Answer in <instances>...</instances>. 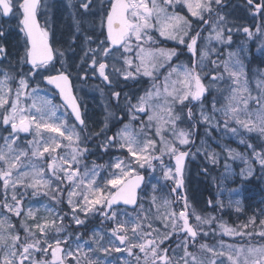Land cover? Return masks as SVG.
I'll return each instance as SVG.
<instances>
[{
    "label": "snow or ice",
    "instance_id": "obj_1",
    "mask_svg": "<svg viewBox=\"0 0 264 264\" xmlns=\"http://www.w3.org/2000/svg\"><path fill=\"white\" fill-rule=\"evenodd\" d=\"M41 0H0V14L3 16H9L15 8L19 9L21 15L20 24L21 30L26 33L27 47L24 56L21 58V62L29 63L33 71L46 66L53 60V49L48 43V32L41 28L37 22V10L40 6ZM111 7L106 9V17L102 18V27L106 22L107 35L105 40H101L96 49H89L91 52L92 61L91 64L95 69L97 64L96 53L102 51L101 62H99L98 72L99 76L103 78L105 82L111 85V80L108 74H106L107 64L104 62L112 53H119L123 57L124 66L122 69H118L113 65V71L122 75L125 79L133 78L134 75L140 74L143 69L145 76L154 77L153 73L158 70L159 67H163V64H157L155 62L148 66V61H155L157 58H163L164 61L171 60L176 55L175 50L155 49L147 53V57L144 55L145 48L144 43L152 42L153 37L149 34L151 31H157L161 37L178 41L180 44H186L189 52L195 57L198 51V39L200 32L197 31L195 35H191L192 20L196 18L202 25H211L209 35L205 38L208 42L204 48L199 50V62L193 59L192 67L189 68L186 65L173 67L168 75L165 77L163 87L159 84H154L144 95L137 99L136 104H132L131 100L126 102L129 114L131 118L137 119L139 114L143 113L147 115L148 125L151 126L153 121H156V135L161 137L160 143L163 147L160 149L161 155H152L150 152H154L156 148V141L148 138L143 146L137 139V136L133 134L129 125H124L119 129L114 137H108L106 144L118 143L121 149H127V152L131 158H134L135 164H126L124 160L119 157L116 158V163L112 165L117 171L110 173L109 179H107L104 185L100 186L96 180L97 168L93 166L92 169L85 167L83 173L79 171L80 157L86 149H80L78 142L80 141V134L75 131L76 125L69 127L63 119L57 115V107L54 106L50 100L37 97L35 95V89L31 93H25L22 91L28 87V81L24 75H21L18 86L15 90V98L11 97V89L9 88L10 77L5 73L3 78H0V109H4L2 115V122L4 125H11L12 132L9 136L4 137L5 144L0 146V181L3 182V188L5 192V200L0 202V207L7 209L9 213L15 214L17 217L24 216L25 219L31 217L36 218V211L29 208L27 212H24L21 201L26 195L27 190L32 189V195L36 196L43 192L45 195L51 194L53 200L58 201L57 193L62 189L59 187L65 181L71 185L68 192V203L72 207L73 219L77 225L83 224V221L78 219L75 215L77 210L84 212L86 215L100 212L101 215L107 217V212L111 211L113 205L118 201H123L125 205H134L137 202V189L140 187L143 177L138 175L135 171V165L143 168L145 165L153 167L155 160H162L163 154L167 153L172 155L176 161L175 174L171 169L164 171V177L166 179H173L182 175L183 162L187 153L180 151L175 145V141L169 142L165 140L162 135V128L166 124L172 125L173 136L178 139L179 145H188L190 132L180 130L176 131V122L181 119V116L175 112V106L177 104L183 106L185 103L192 104L193 102H201L202 97L213 87L215 81L224 79L223 75L216 74L212 76V82L209 85H205L202 81L204 77L197 71V68H203L202 61L211 55V52H215V49L209 51L210 42L215 40L220 43H225L224 30L222 25L225 22L224 16L217 17L216 21L211 19H204V15L207 13L211 16L214 11L212 5H220L221 0H109ZM248 5H253V0H247ZM179 4L187 9L189 16L180 15L175 12V6ZM82 7L87 10L91 7L90 3H83ZM169 8H173L172 12H169ZM254 11H264V5L255 4ZM249 37L253 33L245 27L243 29ZM257 31H260L259 27ZM231 30H229V33ZM191 36V39H186ZM135 39V49L137 50L136 59L139 60V64H134V60L129 57V54L134 50L132 40ZM88 42H92L91 37H87ZM231 41V35L228 36V42ZM107 44V47L104 45ZM123 49V52L120 50ZM5 49L0 46V54H3ZM61 55H63L61 53ZM87 55V53H86ZM235 53H229L228 59L223 62L213 60L214 67H218L220 63L223 64L224 72L228 75V78L232 81L231 93L225 97L226 103L221 107H216V101L212 104V113L222 111L225 116V128L228 126V122L234 120L235 123L247 130L248 132H259L261 136H264V96L253 98L247 88V80L243 79L244 71L243 66L239 60H233ZM135 68V73L130 69ZM46 70V69H45ZM173 75L176 79H172ZM50 85H55L60 91V95L64 101V104L71 108L72 114L75 116V120L79 122L80 126L84 125V120L81 118V113L78 110L75 97L72 95L71 88L69 86L68 76L63 72H59L57 75H49L44 77ZM260 82H258V87ZM27 95L32 98L30 105L22 106L21 100ZM117 102L120 99L119 92H113L112 94ZM250 99H256L260 107L253 113L248 111V102ZM10 104V108L8 105ZM244 114L245 118L241 119V115ZM188 119L194 118L191 107L188 109ZM200 115L206 123H210L214 116L208 115L203 106L201 107ZM255 115V120H253ZM57 121H59L57 123ZM144 123L141 122V131H143ZM34 131L37 137H41L39 140L28 141L31 147V156L25 149H18L16 145V137L18 133H30ZM233 133L237 132V128L231 130ZM44 133L48 134V139H44ZM52 134H58L52 135ZM67 141V143H63ZM74 143L77 146H73ZM241 143H244L242 140ZM41 145L43 147L41 148ZM64 148L65 154L59 155L57 149ZM248 148L252 149V158L257 162L262 169H264V148L259 151L256 150L255 145L248 144ZM230 157H239L244 159L239 153H235L232 149H226ZM50 157V161L47 163V169L37 165L33 161L34 159H44ZM209 158L212 163L217 162V154L210 153ZM28 160L30 163L25 164L24 161ZM245 163H249V159H245ZM22 168H28L30 170L23 171ZM227 169V165H225ZM249 175H251V168L248 169ZM50 173L55 178L57 188H52L53 180L45 178ZM22 186L25 192L20 193L17 197L16 187ZM177 187L173 189V192L183 187V180L176 179ZM110 186V187H109ZM12 188L11 202L7 199L8 189ZM82 197V199H81ZM184 199V208L179 212L170 213L163 217H160L165 222L167 227L170 221L173 227V231L184 232L187 234L184 242V264H204V261L198 260L197 256L188 251L187 237H191L193 240L197 236V229L189 222V216L194 215L197 222L209 223V220L202 219L200 215L195 212V209H191L186 197ZM155 197L153 200L155 201ZM168 201H164V205H168ZM211 203V201H209ZM239 204V201L236 202ZM191 209V211H190ZM46 211L51 213L53 210L46 208ZM116 213H113L109 219H115ZM61 220L63 217L60 218ZM179 221H182V227L179 225ZM128 221H123L117 224V226L111 230V235L115 236L121 245L127 246L126 250L129 255H133V249L138 248L140 253L144 254V260L142 264H172L171 260L167 256V249H162V245L168 236L172 235L169 232L163 237H159V243L154 239H148L153 233L158 232V229H152V232L141 233L142 225L138 222H131L132 238L135 239L139 234L140 242L130 243L129 236L127 235V228L125 225ZM250 223H255V217L251 218ZM261 224L264 225V220H261ZM24 227L25 238H33L32 243H22L19 233L11 234L14 231V227L5 218H0V233L4 231L9 232L6 237L0 234V246L5 247L7 250L3 256H0V264H65L66 259L71 257L76 261V264H81V253L84 246L79 243V238L76 241V249H67L66 251L61 248V241H55V247L48 244L47 247H41V239H36V229L40 232L43 242L47 244V232L51 227L56 228V232L60 233L62 225H55L53 221L51 224L47 221L34 224L31 227L27 226L25 221H22ZM151 228V224L148 225ZM223 227V225L221 226ZM244 227H247L245 225ZM123 231L125 234H120ZM226 234H239L247 235L251 237L252 233H234L232 229L224 228ZM207 235V233H205ZM261 238H264V231L257 233ZM95 239L96 233L93 234ZM70 237H65V240ZM8 241H11L9 244ZM102 243V237L98 242V247ZM226 247V251L222 250L217 252L214 248L209 247L207 244H201L202 251H206L212 254V259L209 264H224L223 258L226 257L228 264H264V244L252 246L249 245L246 249L243 246L222 245V249ZM100 251L105 253L109 252L108 248L99 247ZM33 251L36 254L44 253V257L51 251V260L44 257L36 259L33 255ZM115 251L120 252L121 248H116ZM163 252V254H162ZM92 253V249L89 248L88 252L83 253V258L88 260V264H100L98 260L88 259ZM151 257V260L149 259ZM220 257L221 259H217ZM127 264V262H125ZM137 264H141L139 256H137Z\"/></svg>",
    "mask_w": 264,
    "mask_h": 264
},
{
    "label": "rangeland",
    "instance_id": "obj_2",
    "mask_svg": "<svg viewBox=\"0 0 264 264\" xmlns=\"http://www.w3.org/2000/svg\"><path fill=\"white\" fill-rule=\"evenodd\" d=\"M222 1L225 0H221ZM81 2V3H80ZM83 3H90L91 7L85 10L82 7ZM213 3V9H217L218 13H212L211 20L216 21L218 15L225 17V22L222 25L224 30L225 43H220L215 40L210 42L209 51L215 49V52H211V55L205 58L202 63L204 67L197 68V71L204 77L203 82L207 85L212 82V74L210 75L213 67L210 66V63L213 60L223 62L228 59L229 53H235L233 60H239L243 66L244 77L243 79L247 80V88L249 93L253 98L264 96V11L260 12L258 15H254L252 10L241 0H237L235 4L231 7H226V5L221 6ZM75 4H77L75 6ZM264 5V0H263ZM110 6L109 0H42L40 3V13L41 21L43 28L48 32V37L51 39L54 51L56 54V66L59 71H64L72 77L74 83V90L83 105H89L90 110H92L91 115L95 120H98L96 124L92 123L90 128H78L75 127V131L80 134V141L78 142V147L80 149H86L87 151L83 152L80 157L79 171L84 172L85 167L92 169L93 166L97 168L96 180L100 186L104 185L105 181L110 177V173L117 171L112 167L116 163V158L124 160L126 164L132 163L135 164L134 158H131L127 152V149H121L118 143H109L107 146H103L101 150L104 149H114V154L111 155L105 163H92L90 161H85L84 158L88 155L89 145L93 142L97 143V135L104 136L106 134L105 141L108 137H114L117 131L124 127V125H129L133 134L137 136V139L142 147L144 142L151 138L156 141V148L154 152H150L152 155H161L160 149L163 145L160 143L161 137L156 135V121H153L151 126L148 125L147 115L141 113L137 119H132L129 111H125V114L122 112H116L111 110L110 106H113L114 102L117 101L116 98L112 95L113 92H121V88H116L121 80L128 82L129 84H134V88L139 87V94L135 99L131 101L132 104L137 103V99L144 95L154 84H159L161 88L163 87L165 77L168 75L170 70L173 67L186 65L189 68L191 65L190 55L187 53L186 44H180L178 41H173L161 37L157 31H151L149 34L153 37L152 42L144 43L145 53L155 50V49H166V50H175L176 55L171 58V60L164 61L163 58H157L155 61H148V66H151L152 62L157 64H163V67H159L158 70H155L153 77L145 76L143 74V69L140 74L134 75L133 78L125 79L122 75L113 71V65L116 68L122 69L124 66L123 57L119 53H112L104 62L107 64L106 74L109 75L111 80V85L103 80L99 76L98 66L101 62L102 51L96 53L97 64L95 69L93 68L92 53L89 52V49H92L91 46L99 45L100 39L103 37L100 29L102 28V18L106 17V9ZM77 7V10L74 9ZM169 12L173 11V8L168 9ZM175 12L180 15L189 16L187 9L182 5L177 4L175 6ZM84 14L92 22H89L85 19ZM40 16V17H41ZM209 16L207 13L204 15V19ZM21 15L19 14V9H17L11 16L10 19H7V26L5 33L10 31L13 34L12 40L10 39L9 47L5 49L3 53L4 59L0 61V78H3L5 73L10 77L9 79V88L11 89V97L15 98V90L18 86L19 78L15 79L12 74H9L8 71L2 69L1 67L7 62H15L18 68L21 67L23 62L21 58L24 56L26 51V40L23 33L21 32L20 27ZM192 20V29L191 35L196 30V26L201 24L196 18H191ZM2 21V19L0 20ZM211 25L204 27V30L201 32L198 39V56L197 61L199 62V50L203 49L206 41V37L209 35ZM247 27L253 35L249 37L244 33L243 29ZM259 27L260 31H257ZM229 30L231 32L229 33ZM231 35V41L228 42V36ZM93 35V36H92ZM87 37H91L92 42L86 40ZM186 39H191V36ZM134 50L129 54V57L134 60V64H139V60L136 59L137 50L135 49V39L132 40ZM75 49V51H74ZM123 52V49L120 50ZM61 53L63 55H61ZM87 53V55H86ZM26 62V61H25ZM221 71L218 74L223 75L224 79L220 81H215L213 87L209 88L208 94L201 102H196L192 111L194 118L192 121H196L199 129L201 130V138H199V146L192 153L191 158H199V155H207L209 157L210 153H216L217 159L220 160V167L217 173L218 179L216 184V189L214 190V200H206V202L199 203L196 205L190 203L189 197L186 196L187 188H190L193 178H188L190 172V166L186 170L187 176V187L185 186L184 197L187 198L188 204L191 206V209H195V212L202 217V219L209 220V223H199L196 221L194 215H190V222L197 229V237L193 240L190 237H187L188 251L197 256L198 260L204 261V264H209V261L213 258L211 253L202 251L200 248L201 244H207L209 247L214 248L217 252L226 251V247L222 249V245H233V246H243L245 249L249 246H257L264 244V238H261L257 233L264 231V225L261 224V220H264V197L257 198L260 200L258 205V210H254L253 217L257 224L254 225V230L246 231L244 223L233 224L227 218V214L235 213L240 211L244 207V188L243 183L245 180H249L252 176H257L258 181L264 186V169L255 162L252 158V149L248 148L249 136L254 135L258 141L261 142V147L264 148V136H261L259 132L253 131L248 132L242 127H239L234 120L228 122L227 128H225V116L222 111L212 113V104L213 101H216V107L221 108L225 103V97L229 96L231 93L232 81L228 78V75L224 72L223 64L220 63ZM217 67H215L216 69ZM46 69V70H45ZM135 73V68L130 69ZM52 68L47 67L39 70H35L36 75L39 78H42L50 73H52ZM34 74V73H32ZM41 74H44L43 76ZM172 79H176V76L173 75ZM122 82V81H121ZM120 82V83H121ZM258 82L260 86L258 87ZM115 84V85H113ZM121 85H125L121 83ZM35 95L40 98L50 100L51 103L57 107V115L65 121V123L71 127L76 125L73 120L70 118L69 114L59 102L55 93L49 87H41L35 83L32 85L29 84L26 89H23L25 93H31L33 90ZM120 89V91H119ZM130 95L128 94L127 98H122L121 102L124 103L127 107L126 102L130 100ZM125 99V100H124ZM32 103V98L25 95L21 100V105L26 106ZM188 103H185L183 106L177 104L175 106V112L181 116V119L176 122V131L177 133L180 130L190 132L189 143L191 142L193 126L189 122L186 112L188 110ZM203 106L205 112L208 115L214 116V119L210 123H206L201 115V107ZM10 108V104L8 105ZM260 105L257 103L256 99H250L248 102V111L255 112ZM95 110V111H94ZM4 109H0V146L5 144L4 137L9 136L12 132L11 125H4L2 122V115ZM114 114L119 115L120 125L114 130L110 129L108 125L103 120H107L109 117ZM245 115H241V119H244ZM253 120H255V115H253ZM144 123L143 131H141V122ZM59 121H57L58 123ZM195 122V124H196ZM237 128L238 131L233 133L231 130ZM87 130L91 133L90 136L87 134ZM102 132V133H101ZM102 134V135H101ZM57 135L58 134H52ZM162 135L165 140L172 142L175 141V145L182 150L187 145H179L178 139L173 136L172 125L166 124L162 128ZM258 137V138H257ZM44 139H48V134L44 133ZM88 138V142L87 141ZM39 140L41 137H37L35 132L30 133H18L16 137V145L18 149H25L28 151L29 156H31V147L28 144V141ZM244 143H241V141ZM67 143V141H63ZM255 145V144H252ZM73 146H77L75 143ZM243 148H242V147ZM43 145H41V148ZM256 147V146H255ZM226 149H232L235 153L241 154L244 159L239 157L233 158L228 155ZM256 150L259 151V148L256 147ZM65 149H57L59 155L65 154ZM172 155L163 154L162 160H155L153 162V167L141 168L138 164L135 165V171L146 172V183L140 194V202L134 210H125L123 208H116L112 210L107 217L101 215L98 211L93 214L86 215L84 212L77 210L75 213L76 217L83 221V224L77 225L73 219L72 207L68 203V192L71 188V185L65 181L63 184H60L59 187L62 189L61 192L57 193L58 201L64 200L62 209H59L52 201L47 199V195L43 192L38 194L42 196L41 199H38L37 195L33 196L32 194H27L32 192V189L27 190V195H24L21 204L24 209V212H27L29 208H32L36 211V218L31 217L25 219L22 215L18 217V221L15 222L14 218L17 216L13 213H9L7 209L0 207V218H5L9 223L14 227V231L11 234L19 233L22 243H32L33 238L29 237L28 239H23L24 237V227L22 226V221H25L26 225L31 227L34 224L42 223L47 221L48 223L55 222V225H60L63 223V219H66L67 222L71 225V231L65 232L64 226L62 225V230L60 233L56 232L55 227H51L47 232V244L43 242L41 234L38 230L36 231V239H41V247H47L48 244H51L55 247V241H61V248L65 251L67 249H76V241L79 238V243L84 246L83 252L81 255V264H88V260L83 258V253L88 252L89 248L92 249V253L89 255L88 259L98 260L100 264H137V256H139L141 264L144 260V254L139 252L138 248L133 249V255H129L126 250L127 246L121 245L119 240L111 235V230L114 229L118 223L123 221H128L125 225L127 228V235L129 236L130 243L140 242L139 234L135 239L132 238L131 233V222H138L142 225L141 233L152 232V229H158L159 231L153 233L149 236L148 239H154L159 243V237L167 235L169 232H172L171 236H168V240L173 238L177 231H173L171 222L169 221L167 227H165V222L160 219L165 215L170 213H176L177 216L179 212L183 209L182 202V193L178 191L173 192V189L177 187L176 179H166L164 177V171L171 169L174 174L173 165L171 162ZM50 157L46 155L44 159H34L31 162L36 163L39 166L47 169V163L50 161ZM245 159H249V163H245ZM25 164L30 163V161L25 160ZM227 165V169L225 168ZM251 168L252 172L249 175L248 169ZM23 171H28V168H22ZM216 176V178H217ZM45 178H50L53 180L52 188H57V183L55 178L51 176L50 173L47 174ZM3 184L0 181V185ZM110 187V186H109ZM16 189L20 193L25 192V189L17 185ZM12 195V188L10 187ZM211 193L209 192L208 195ZM19 198V196L17 195ZM155 197V201L153 200ZM82 199V197H81ZM167 200L169 203L167 206L164 205V201ZM211 201V203H209ZM239 201V204L236 202ZM213 206V209H212ZM46 208H50L53 211L49 213L46 211ZM190 209V211H191ZM215 210V211H214ZM113 213H116L115 219H109L112 217ZM63 217L61 220L60 218ZM252 217V218H253ZM92 219V220H90ZM251 220V219H250ZM249 220V221H250ZM151 224V228L148 225ZM252 224V223H251ZM181 226V221H179ZM223 225V227H221ZM241 225V227H238ZM79 226V229L74 227ZM83 228V230H82ZM224 228L232 229L234 233H252L251 237L247 235L239 234H226ZM246 231V232H245ZM24 233V234H23ZM55 233L53 237L49 235ZM96 233L94 239L93 234ZM207 233V235H205ZM6 237L9 235V232L4 231L0 233ZM120 234H125L123 231ZM26 235V234H25ZM65 237H70V239L65 240ZM102 237V243L99 247L108 248L109 252L105 253L99 250L98 242ZM25 238V237H24ZM24 240L26 242H24ZM186 236L182 239L175 242L170 251L168 252V257L171 260L172 264H184V260L181 259L184 257V242ZM10 244L11 241H8ZM163 243V244H164ZM121 248L120 252L115 251L116 248ZM163 249V248H162ZM7 249L3 246H0V256L4 255V252ZM51 252L49 251L47 256L44 257V253L37 254V258L41 259L42 257L51 260ZM151 260V257L149 258ZM217 259H221L217 257ZM224 264H228L226 257L223 258ZM65 264H76V261L71 257L66 259Z\"/></svg>",
    "mask_w": 264,
    "mask_h": 264
},
{
    "label": "trees",
    "instance_id": "obj_3",
    "mask_svg": "<svg viewBox=\"0 0 264 264\" xmlns=\"http://www.w3.org/2000/svg\"><path fill=\"white\" fill-rule=\"evenodd\" d=\"M236 1L237 0H230L229 4L227 5V7H231L233 4L236 3ZM16 9H18V6H17ZM216 11L218 12V10H216ZM88 21L92 22L90 20V18H88ZM6 22H7V20H4V18H2V21H0V31L2 33L7 28L6 25L3 26V24L4 23L6 24ZM12 34H13L12 32L8 31L6 33H3L2 34L3 36H0V42L6 48L9 47L10 39L12 40V37H13ZM74 51H75V49H74ZM15 64H16L15 62L10 61V62H7L5 65H3L1 68L6 70V71H8L9 74H12L15 79H17V78L20 79L21 75H24L26 77L27 81H28V85L29 84L32 85L33 83H35V84H37V85H39L41 87H44V84L42 82V78H39L38 76H35L36 75L35 71H33V68L31 66L27 65L26 62H23V64L21 65L20 68H18ZM56 65L57 64H56V60H55L54 63L46 65V66H42L39 69L51 67L52 71L56 72V71H58V67ZM39 69H36V70H39ZM32 73H34V74H32ZM41 75L43 76L44 74H41ZM121 83L125 84L121 88L126 87L128 89V87H129V83L128 82H123L122 81ZM136 89H137L136 92H139L138 86L136 87ZM137 95H138V93L135 96H137ZM122 105L124 106V108H127L124 103H122ZM248 138H249V140H248L249 144H255V146L257 148H259V150L262 148L261 147V142L258 141V139H256V137L254 135L250 134V136ZM98 143H101V142H98ZM101 148L102 147L100 146V144L99 145H97L96 143L90 144L89 148H88L89 153H88V155H86L85 158L94 159V161L92 163H101V162L105 163L110 158V156L114 154V149L113 150L112 149L101 150ZM203 156L205 158V155L201 154V155H199V158H195V159L194 158L193 159L190 158L189 159V163L191 164L190 172L192 171L195 162L200 161V159H201V161L203 163V160H202ZM188 178H192V175L190 174L188 176ZM243 188H244V191H245V194H244V197H245V199H244V207L240 211H237L235 213L232 212L230 214H227V218L234 225L237 224V223L246 224L247 225V227H245L246 231H251L252 232L255 229L254 225L257 224V222L255 221L254 224L253 223L251 224L249 220L253 217L254 210H258L257 207H258V205L260 203V200H257V198H261V196L264 197V186L258 181L257 176L254 175L248 181H245L243 183ZM16 193H17L18 196H20L18 194L19 191L17 189H16ZM10 194H11V190L8 189L7 199L9 200V202H11V195ZM27 194H32V192H28ZM37 197H38V199H41L42 196L37 195ZM46 197H48L47 199L52 201L54 203V205H56L59 209H62L63 204H64V200L63 201L60 200L59 202H56L55 200H53L51 198V194L47 195ZM4 200H5V192H4L3 184H1L0 185V202H3ZM18 219H19L18 217L14 218V221L17 222ZM90 220H92V219H90ZM63 224H66L64 226L65 232H63V233H67V232L71 231V225L67 222L66 219H63V223L60 224V225H63ZM74 227L79 229V226H74ZM238 227H241V225H239ZM82 230H83V228H82ZM54 234L55 233H51L49 236L53 237ZM24 237H25V234H24ZM24 237H23V239H24ZM24 242H26V241L24 240ZM41 243L43 244L42 241H41ZM162 246H164V244ZM33 255H35V257L37 259V254L35 253V251H33Z\"/></svg>",
    "mask_w": 264,
    "mask_h": 264
},
{
    "label": "flooded vegetation",
    "instance_id": "obj_4",
    "mask_svg": "<svg viewBox=\"0 0 264 264\" xmlns=\"http://www.w3.org/2000/svg\"><path fill=\"white\" fill-rule=\"evenodd\" d=\"M76 5L77 4H75V6ZM248 7L253 12V10H254L253 7L249 6V5H248ZM74 9L77 10V7H75ZM38 11H40V6L38 8ZM40 16H41V13H40ZM40 16H39V19H40ZM84 17L86 20H88L89 17H90V19H92L91 16L88 17L86 14H84ZM2 18H3V16H2V14H0V20ZM41 18H42V16H41ZM200 26H201V24L196 26L195 32L200 28ZM100 32L103 34V37L100 39V41L105 40L106 35H105L104 26L100 29ZM3 33H5V31H3ZM3 33L0 31V36H3L2 35ZM0 44H1V42H0ZM99 44H100V42H99ZM104 46L107 47V44H105ZM97 47H98V45H96V44H95V46H91L92 49H96ZM197 56H198V53H197ZM210 66L213 67L212 62L210 63ZM219 71H221L220 65L216 69H215V67H213V70L211 71L210 75L212 73H213L212 75H216L219 73ZM121 81L124 82V80L120 79V81L117 85H115V84H113V85H115L116 88H121L124 86V85H121V83H120ZM205 85H207V84H205ZM133 87H134V84H132V85L129 84L128 89L126 87L121 88L119 102L115 101L113 106H110L111 110H114L116 112H122L123 114H125V108L121 104V99L127 98L128 94L134 98L135 94H136V88L133 89ZM119 91H120V89H119ZM207 94H208V91H207ZM80 103H81V101H80ZM81 107H82L83 118H84L83 128H87V129L90 128L91 130H93V128L91 127V124L92 123L96 124L98 122V120H95V118H93V116L91 115L92 110H90L89 105L85 106L81 103ZM102 122L106 123L110 129L114 130V128H117L120 125V118H119V115L114 114L113 116L109 117L105 121L103 120ZM195 122L196 121H194L192 123V126H193V129L196 128V143H195V147H194L196 149L199 146V141H200L199 138H201V130L199 129L197 122H196V124H195ZM87 134L90 136L91 134H94V133H91L89 130H87ZM97 138H98V136H97ZM100 139H102V136L100 137ZM88 141L89 140L87 138L86 142H88ZM202 160H203V163H202L201 159H200V161L195 162L192 171L189 172V175L190 174L192 175L193 180H192V183L190 184V188H187L188 190L186 191L187 192L186 196L189 197L190 203H193L194 205H196L197 202H199V203H202L204 201L206 202V200H208V199L214 200V198H215L214 197V190L216 189V184H217V179H218L217 173L220 170L219 167L221 165L219 159H217L216 163H212L211 159L209 157H207V155H205V158L203 156ZM189 165H190V163L186 162L184 169H187V167H189ZM216 176H217V178H216ZM186 178H187V176L185 174L184 175V186H183L184 190H185V186L187 187V179ZM245 181H248V180H245ZM209 192L211 193L210 195H208ZM183 208H184V206H183ZM115 209L116 208H112L111 211L115 210ZM212 209H213V206H212ZM111 211H108L107 215L110 214ZM185 236H187V234H183V235L177 234L164 244L163 249H167V255H168V252L170 251V249L172 248V246L174 245V243L178 242V240L182 239ZM37 259H39V258H37Z\"/></svg>",
    "mask_w": 264,
    "mask_h": 264
},
{
    "label": "water",
    "instance_id": "obj_5",
    "mask_svg": "<svg viewBox=\"0 0 264 264\" xmlns=\"http://www.w3.org/2000/svg\"><path fill=\"white\" fill-rule=\"evenodd\" d=\"M247 3H248V2H247ZM225 4H226V2H223L221 5H225ZM255 4H262V2H261V1H260V2H255V1H253V5H252L253 8H254ZM262 5H263V4H262ZM258 13H260V12H256V11H254V14H258ZM10 15H11V14H10ZM10 15H9V16H4V17L8 18V17H10ZM206 20H207V19H206ZM37 22H38V24L40 25V22H39V19H38V15H37ZM21 26H22V25H21ZM203 26H205V25H202V27H203ZM40 27H41V25H40ZM202 27L198 30L199 32L201 31ZM23 32H24V31H23ZM24 34H25V37H26V40H27L26 33L24 32ZM105 34L107 35L106 22H105ZM48 43H49V46L53 49V47H52V45H51V43H50V39H49V38H48ZM27 46H28V45H27ZM189 54L191 55L192 59H196V56L194 57L193 54H192L191 52H189ZM2 58H3V55L0 54V60H1ZM54 59H55V53H54V50H53V60L50 61L49 63L53 62ZM192 63H193V62H192ZM28 64H29V63H28ZM29 65H30V64H29ZM30 66H31V65H30ZM58 73H59V72H57V73H53V74H50V75H57ZM63 73H64L65 75L68 76V79H69V86H70V88H71L72 95L75 97L76 104H77V106H78V110L80 111V113H81V118L83 119L80 104H79V102H78V100H77V98H76V96H75V94H74V91H73L72 80H71V78L69 77V75H68L67 73H65V72H63ZM48 76H49V75H48ZM44 83H45L47 86H50L53 90H55V91L57 92V94H58V98H59L60 102L66 107V109L68 110V112L70 113V115L72 116V118L74 119V121L76 122V124H77L78 126H80V125H79V122L75 120V116L72 114L71 108L67 107V106L64 104V101H63V99H62V97H61V95H60V91H59V89H57L55 85H50V84H48L47 81H46L45 79H44ZM205 95H206V93H205ZM205 95H204V96H205ZM194 103H195V102H193L191 105H193ZM80 127H81V126H80ZM194 132L196 133V129L194 130ZM194 135H195V134H194ZM193 144H194V137H193V139H192V143H191L190 147H188V148H186V149H184V150H180V151H183V152L187 153V155H186L185 160H184V162H183L182 175L179 176V177H176V179H182V180H183V171H184V167H185L186 161H187V159H188V156H189V153H190V151H191V148H192ZM172 162H173V164H174V167L176 168V161H175V158H174V157H172ZM138 175L142 176L144 179H143V181L141 182L140 187L137 189V192H136V195H137V202H136L134 205H125V204L123 203V201H118L115 205H113V207H116V206H123V207H126V208H128V209H134V208H136V206L138 205V202H139V193H140V190L142 189V187H143V185H144V183H145V176H144L143 174H138ZM181 189L183 190V187H182ZM183 201H184V199H183ZM189 222H190V220H189ZM182 224H183V222H182ZM181 227H182V226H181ZM179 233H180L181 235L185 234L184 232H179ZM162 254H163V252H162Z\"/></svg>",
    "mask_w": 264,
    "mask_h": 264
}]
</instances>
